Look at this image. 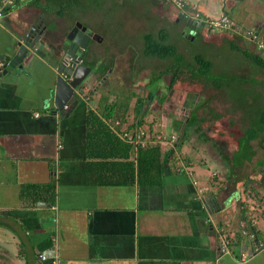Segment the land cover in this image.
<instances>
[{
  "label": "crops",
  "instance_id": "crops-1",
  "mask_svg": "<svg viewBox=\"0 0 264 264\" xmlns=\"http://www.w3.org/2000/svg\"><path fill=\"white\" fill-rule=\"evenodd\" d=\"M187 1L202 15L226 13L232 25L224 31L201 26L187 35L201 41L188 56L165 26L141 23L148 27L142 35L166 29L167 41L189 61L190 71L164 74L167 82L159 77L160 86L147 77L133 91L134 99L157 100L166 88L170 96L181 97L170 101L181 131L191 115L198 119L197 132L187 127L178 149L180 130L173 144L160 145L163 165L152 184H139L135 177L121 184L127 166L119 134L133 120L121 123V115L109 113L111 103L98 105L104 92L120 88L110 80L113 55H104L100 33L74 12L69 16L75 7L71 0H15L3 12L0 54H11L8 48L31 25L48 35L77 23L96 36L82 61L94 64L90 69L96 74L93 85H85L86 98L78 97L67 114L54 112L58 60L48 43L35 45L20 70L0 77V225L14 232V249L1 242L0 259L6 255L13 264H264V70L247 57L264 60L255 44L264 45V0ZM150 3L158 22H177L183 34V18L173 5ZM195 54L209 62L204 75L192 61ZM145 59L157 69L158 59ZM105 63L110 68L101 74ZM86 109L92 113L85 115ZM156 123L151 126L155 136L174 134L176 125L162 114ZM180 165L192 171V178L175 171ZM193 179L204 193L196 192ZM219 235L228 240L227 254L218 252Z\"/></svg>",
  "mask_w": 264,
  "mask_h": 264
},
{
  "label": "rangeland",
  "instance_id": "rangeland-1",
  "mask_svg": "<svg viewBox=\"0 0 264 264\" xmlns=\"http://www.w3.org/2000/svg\"><path fill=\"white\" fill-rule=\"evenodd\" d=\"M71 6L75 7L69 10V16L72 17L74 12V15L85 25L87 24L96 32H99L100 37H102V42L104 41L102 43V47H105L104 55L107 56L109 52L113 55L111 62L114 69L111 72L110 80H115V83L119 84L120 88L113 90L110 94L104 92L103 97L98 103L100 107H102L105 102L111 103L112 105L110 106L109 113L113 115H121V101L123 100L121 96H125L124 93L131 92L130 95H133L129 100V104H131L136 94L133 91L137 92L138 89L141 88L142 83L145 84L150 76L155 75L157 78L161 68L168 64V60H159V62L156 63L157 69H155L154 67H150L153 65L150 63V60H144L143 55L140 53L142 43L141 36L143 33L141 29H147L148 27L142 26L141 23L150 20L149 22L152 28L156 27L157 23H159L160 26H165L170 34V38L179 45L185 55L190 56L201 47L200 39L196 36L192 39L187 37V30L185 28L182 29L183 34L177 32V22H169L167 19L158 22L156 14H154L153 11L154 4L150 3V0H71ZM67 19L70 20V18ZM101 52L97 54V57H101ZM225 63L227 62L225 61ZM86 66L90 69L95 65L90 64ZM139 67L143 68L139 69ZM105 68H107L108 71L110 67L105 63ZM107 71L105 73H107ZM146 71L150 72L149 75L145 74ZM122 73L125 76L123 83H121ZM130 77H132V79H130ZM160 77L163 83L166 84L167 76L163 74ZM162 81L160 79L158 81L156 80V86H160L159 83H162ZM255 88L256 86L253 87V89ZM167 92L168 90L164 88L160 95L164 98ZM253 93L256 94L257 91ZM180 98L181 97L176 98V95H172L164 98L163 101L158 104L153 96L147 97L146 103L143 104L147 109V114L144 116L145 119H154L153 122L156 123V121L161 118L162 114L166 120L174 122L173 124L176 125V129L173 135H176V132L180 130V124L178 121H175L176 119L171 114L172 107L170 101L177 99L178 102H180ZM144 100H146V98H144ZM150 105H154V107H150ZM162 105H164V107H162ZM258 108L259 107L254 110L257 111ZM255 129L258 130L257 127ZM149 135L152 136L151 134ZM163 137L167 138L169 136ZM13 240L14 232H10L8 228L0 225V244L4 242V245H7V247L12 250L14 249V246H12ZM13 253H16V251H13ZM5 256L2 255L3 258L0 259V264H13L8 258L5 259Z\"/></svg>",
  "mask_w": 264,
  "mask_h": 264
},
{
  "label": "trees",
  "instance_id": "trees-1",
  "mask_svg": "<svg viewBox=\"0 0 264 264\" xmlns=\"http://www.w3.org/2000/svg\"><path fill=\"white\" fill-rule=\"evenodd\" d=\"M167 36V30L164 28H159L156 32L145 33L141 37V54L143 55V57H154L158 60L169 61L166 66H163L161 68L157 75V78L155 77V75L150 77L148 82L150 84L156 82V80L162 74L170 73L171 77H178L180 73H182V70L185 69L187 70V72L190 71L189 61H186L184 59V56L176 51L174 45L167 41ZM247 57L258 68L264 70V60L261 57L250 54ZM192 61L200 69L201 75L207 73V70L209 69V62L206 59H204L199 54H195L192 58ZM106 70L107 68L104 67V69L100 70V73L103 74ZM211 80L213 86L215 87V85L220 80V76L212 77ZM124 95L125 96H121V98L123 99L121 101V123H123V121L129 117L131 118V120H133V122L129 125H126L122 130H144L143 128H141V126L146 123L147 129L145 128L146 130L144 131L148 132L152 136H155V134H153L151 131V126L154 119L149 120L145 119L144 117L147 114V109L145 108V106H143V104L146 103V100H144L145 97H135V99H133V102L129 104V100L133 95H129V93H124ZM163 99V96L158 97L157 103L160 104ZM91 113L92 112H90L88 109L85 110V115ZM262 115L264 118L263 113ZM197 124L198 119L194 115H191L190 119L185 123L182 131L180 132V135L177 138V142H175V149H178L180 147L181 141L186 135V128L193 125L195 126V132H197ZM244 140L248 141L249 138L245 137ZM237 155H239V153ZM247 157L248 156H245L244 158ZM121 159H126V161H124L122 164L127 166L125 174L124 172L121 174V184L125 183V180H132L134 177L136 182L139 184H152L156 182V178L159 177V172L163 165V159H161L160 157V145L157 142L149 144L144 148H137L133 151L130 144L121 141ZM217 189L218 187L215 188V191ZM215 191L211 190V195Z\"/></svg>",
  "mask_w": 264,
  "mask_h": 264
},
{
  "label": "water",
  "instance_id": "water-1",
  "mask_svg": "<svg viewBox=\"0 0 264 264\" xmlns=\"http://www.w3.org/2000/svg\"><path fill=\"white\" fill-rule=\"evenodd\" d=\"M201 25L190 19H185L183 28L187 30V35L191 36ZM71 36L62 42V52H56L51 48L54 56L58 60L55 69L53 107L54 112L69 113L78 101L83 98L85 85H89L88 80H84L89 72V67L80 63L81 57L87 46L88 39L95 35L85 32V28L76 24L71 28ZM42 33L37 32L36 27L31 25L24 33L21 40H15L8 48L11 54H0V77L6 72L17 68L21 69L22 60L28 51H34L35 45L42 44ZM89 91V90H88Z\"/></svg>",
  "mask_w": 264,
  "mask_h": 264
},
{
  "label": "built area",
  "instance_id": "built-area-1",
  "mask_svg": "<svg viewBox=\"0 0 264 264\" xmlns=\"http://www.w3.org/2000/svg\"><path fill=\"white\" fill-rule=\"evenodd\" d=\"M15 0H0V19L3 15V12L6 10V8L11 7L14 4ZM165 3L173 5L179 12L180 16L183 19H190L194 23L204 26L208 29H216V30H228L231 28V20L229 19L228 15L224 12L218 13L216 16H206L201 15L199 11H197L187 0H161ZM256 47L261 49L263 51V57H264V47L263 43L256 42ZM34 116H37V113L34 114ZM121 137V141L126 142L131 145L133 151L137 148H144L149 144L153 143H159V145L162 144H173V142L176 140V135H169V137L165 138L163 136H150L148 132L144 130H132V131H126L121 130V133L119 134ZM176 172H183L186 176L192 178V171L190 169H187L186 167L180 165L175 167ZM192 185L196 188V192L198 189L199 194L204 193L203 190L199 187V184L196 182V180H192ZM242 235H247V232L245 230H241ZM218 252L220 255L227 254L228 253V240L225 236L219 235L218 236ZM38 257L41 260L45 259V256L43 254H39Z\"/></svg>",
  "mask_w": 264,
  "mask_h": 264
},
{
  "label": "flooded vegetation",
  "instance_id": "flooded-vegetation-1",
  "mask_svg": "<svg viewBox=\"0 0 264 264\" xmlns=\"http://www.w3.org/2000/svg\"><path fill=\"white\" fill-rule=\"evenodd\" d=\"M184 23H185V20H182V27H183V25H184ZM77 24V23H76ZM76 24H74V25H76ZM74 25H72V26H70L67 30H64L63 32H61L60 34H58V33H52V34H48V35H46V33L44 34V33H42V40H43V42H42V44H41V46H44V45H48L49 44V46L51 47V48H53V50H55L56 52H62V49H61V47H62V42L64 41V40H66L67 39V37L68 36H71L72 34H71V28L74 26ZM82 27V26H81ZM85 32L87 33V32H89V31H87L86 29H85ZM96 39V36L94 37V38H89L88 39V42H87V46H86V48H85V50H84V53H83V55H82V57H81V60H80V63L81 64H84V63H82V61H83V59L87 56V54H88V45H89V42L90 41H96L95 40ZM48 43V44H47ZM40 46V45H39ZM37 49V48H36ZM91 70V71H90ZM89 70V72L87 73V75L85 76V78H84V80H88L89 81V86H91V85H93V79H94V75L96 74V70H92V69H90ZM125 79V76H124V74L122 73L121 74V83H123V80ZM130 79H132V77H130ZM87 92H88V90H87ZM128 93V92H127ZM171 95V93H169V92H167V93H165V96H164V98H167V97H169ZM86 98V96H85V92H84V96H83V98L82 99H85ZM162 107H164V105H162Z\"/></svg>",
  "mask_w": 264,
  "mask_h": 264
},
{
  "label": "clouds",
  "instance_id": "clouds-1",
  "mask_svg": "<svg viewBox=\"0 0 264 264\" xmlns=\"http://www.w3.org/2000/svg\"><path fill=\"white\" fill-rule=\"evenodd\" d=\"M183 20H185V19H183Z\"/></svg>",
  "mask_w": 264,
  "mask_h": 264
}]
</instances>
